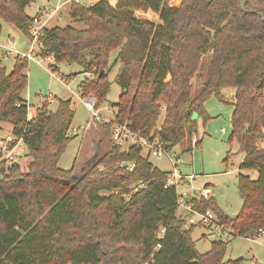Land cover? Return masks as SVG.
Listing matches in <instances>:
<instances>
[{
  "label": "trees",
  "instance_id": "16d2710c",
  "mask_svg": "<svg viewBox=\"0 0 264 264\" xmlns=\"http://www.w3.org/2000/svg\"><path fill=\"white\" fill-rule=\"evenodd\" d=\"M170 1L72 3L69 15L84 28H44L35 56L51 57L53 72L62 62L79 64L86 74L78 83L79 94L92 96L97 110L110 90V55L119 49L117 59L122 64L116 81L122 91L113 119L102 127L128 121L140 136L158 138L165 152L185 140L189 141L186 150H191L192 135H197L195 114L205 122L209 116L204 102L214 95L228 104L222 90L233 88L228 141L236 140L243 152L237 173L241 206L230 217L213 196L190 202L196 211H212L233 235H260L264 231V146L260 145L264 0H245L243 7L241 0H178V6ZM33 2L0 0V35L5 21L32 40L33 16L25 8ZM136 10L146 17H137ZM207 54L204 76L201 69ZM28 61L16 54L7 70L0 59V121L12 125V134L22 138L32 158L26 171L17 164L0 165V264L240 263L223 261L222 240L212 241L206 253L196 250L191 238L195 226L184 227L177 216L176 190L165 187L168 172L142 156L139 145L122 149L113 144L87 160L79 175L73 167H58L73 138L71 101L59 99L51 110L43 96L28 119L29 104L22 97ZM195 77L201 79V87L193 96ZM200 142L198 137L194 147Z\"/></svg>",
  "mask_w": 264,
  "mask_h": 264
},
{
  "label": "rangeland",
  "instance_id": "374dc122",
  "mask_svg": "<svg viewBox=\"0 0 264 264\" xmlns=\"http://www.w3.org/2000/svg\"><path fill=\"white\" fill-rule=\"evenodd\" d=\"M56 0H35L25 8L26 14L33 16L38 8L42 5L53 3ZM172 6H178V0H171ZM70 9L64 7L61 17L52 20L47 28L53 26L64 27L72 25L76 28H84V25L75 21L69 15ZM139 18L146 17L145 13L139 10L135 11ZM153 21L158 22L153 18ZM7 34L14 39V47L19 52H27L28 49H33L38 52V44L30 43L23 33L9 22L2 23L1 39L7 38ZM119 49L113 51L110 55V90L105 97L101 106L105 108L98 112V117L93 116L86 100L82 98L78 91V83L84 76L82 67L77 63L62 62L58 65V71L53 72L51 57L37 56L28 61L27 68L24 70L27 75L28 82L26 88L22 92V97L30 105L29 113L33 114V110L42 101V97L49 101V108L55 110L58 100L70 99L71 109L74 112V117L69 133L73 136L68 142L63 154L58 161V167L69 170L73 167V173L79 175L84 163L89 160L97 152H105L113 146L111 137V129L102 127L103 118L112 119L114 117L116 107L115 103L121 93V87L116 81V76L120 71L121 62L117 59ZM13 54H16L13 52ZM15 56V55H14ZM13 55H7L3 60V65L8 69L11 67ZM203 71L206 76L207 65L210 56L207 54L203 57ZM73 74L71 78L62 77L64 75ZM192 93L196 96L201 87V79L195 77L192 80ZM225 100L230 103H225L218 100L214 95H211L204 102V110L209 118L204 122L199 114H195L194 119L197 122V135L201 139L198 148H192L187 151L189 141L185 140L183 144L176 145L170 152L163 153L159 158L150 156V160L156 167L162 171H169L172 168L170 157L180 155L182 163L180 169L183 173H194L196 179L193 182L199 185L203 182H210L214 187V198L218 206L227 216H234L241 206L242 199L237 190V173L238 166L243 157V152L240 151L239 144L236 140L228 141L232 130L231 112H232V96L234 89L226 87L222 90ZM99 110V109H98ZM161 120H159L160 123ZM158 123V124H159ZM12 125L9 122L0 121V141L10 135ZM260 145L264 146V139L260 141ZM123 147L122 149H126ZM141 155H147L146 149L141 151ZM228 159L225 161V158ZM32 160L27 149L19 151L15 158L14 164H17L22 171L27 170V166ZM251 177H256L254 171H247ZM107 194V192H102ZM210 211V210H209ZM212 212V211H211ZM213 213V212H212ZM215 215V214H214ZM179 218L183 219L182 215ZM185 224V220H184ZM188 228V227H185ZM214 225L210 226H195L191 238L194 246L199 253H206L211 248V242L214 240H222L225 242V253L223 261H232L239 259L238 264H264V231L260 235L250 237H242L233 235L232 231L221 228V232L216 234L213 232Z\"/></svg>",
  "mask_w": 264,
  "mask_h": 264
},
{
  "label": "built area",
  "instance_id": "2783aa9c",
  "mask_svg": "<svg viewBox=\"0 0 264 264\" xmlns=\"http://www.w3.org/2000/svg\"><path fill=\"white\" fill-rule=\"evenodd\" d=\"M98 0H56L53 3L42 5L38 8L37 12L33 15L32 23L29 27V35L32 40H29L30 43H37L39 46V38L42 35V30L47 28L49 23L52 20L59 19L61 13L64 11V7L68 6L69 9L72 3L80 4L83 6H90L96 3ZM16 54H19L22 57L27 58L28 60L34 59L36 56L34 49H30L27 52H19L16 49L13 50ZM28 103V102H27ZM87 106L92 109L93 116L98 117L99 110L93 109L94 99L92 96H89L86 100ZM103 108H105L103 106ZM102 108V109H103ZM30 105L28 107L29 113ZM32 116L28 114V119ZM113 119V117H112ZM112 119L103 118V123H109ZM112 141L115 145L123 147H128L131 145H139L142 150L146 149V157H156L159 158L165 152L162 148L158 138H150L140 136L137 132L130 128V122L125 121L124 123H114L110 127ZM198 136L196 134L192 135L191 146L194 148ZM25 145L21 137H16L10 132V135L0 141V165L4 164L5 166H11L14 164V158L19 151H23ZM26 149V147H25ZM167 153V152H165ZM172 168L167 171V178L165 187H173L177 193V211L186 210L188 214L183 217L185 220L184 227L189 226H210L214 225L213 232L219 234L221 228H223L217 221L216 216L209 210L205 212L196 211L193 209L191 199H200V198H210L214 195V189L210 185H203L201 187H195L192 182L195 178L194 173H183L180 169V164L182 159L180 155L175 157H170ZM163 234V229H160L158 237L161 238ZM160 247V244H157L156 248Z\"/></svg>",
  "mask_w": 264,
  "mask_h": 264
},
{
  "label": "crops",
  "instance_id": "0c3cea01",
  "mask_svg": "<svg viewBox=\"0 0 264 264\" xmlns=\"http://www.w3.org/2000/svg\"><path fill=\"white\" fill-rule=\"evenodd\" d=\"M8 36H7V38L5 39V40H3L2 41V39H1V36H0V59H1V61H2V65H3V60H5L7 57V55H9V56H11V55H16V54H13V50L15 49V48H13L14 47V42H13V38L10 36V34H7ZM31 48V47H30ZM30 48L28 49V50H30ZM34 49V48H33ZM12 65H13V60H12V62H11V67H12ZM5 66V65H4ZM6 67V66H5ZM11 67H10V69H11ZM7 68V67H6ZM10 69H8L7 68V70H10ZM102 108H103V106H101ZM101 108V109H102ZM101 111V110H100ZM35 115V111L33 110V114H31V116H34ZM198 136V135H197ZM176 156V155H175ZM175 156H173V157H175ZM195 179H196V176H195V178H194V180H193V182L195 181ZM192 182V184L195 186V187H201V186H203V185H210V186H212L213 187V189H214V187H215V185H213L212 183H210V182H203V183H201V184H199V185H195L194 183ZM215 193V192H214ZM214 196V195H213ZM240 208V207H239ZM186 214H188L187 213V211L186 210H184V209H182V210H178L177 211V216H181L182 215V217H185L186 216Z\"/></svg>",
  "mask_w": 264,
  "mask_h": 264
},
{
  "label": "water",
  "instance_id": "95a60500",
  "mask_svg": "<svg viewBox=\"0 0 264 264\" xmlns=\"http://www.w3.org/2000/svg\"><path fill=\"white\" fill-rule=\"evenodd\" d=\"M245 0H241V6L243 7ZM103 71L101 70L100 73H102Z\"/></svg>",
  "mask_w": 264,
  "mask_h": 264
}]
</instances>
